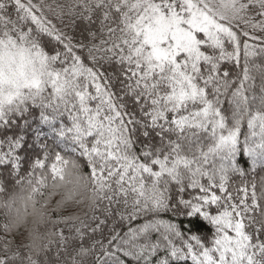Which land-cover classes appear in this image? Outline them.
Returning a JSON list of instances; mask_svg holds the SVG:
<instances>
[{
    "label": "snow or ice",
    "instance_id": "1",
    "mask_svg": "<svg viewBox=\"0 0 264 264\" xmlns=\"http://www.w3.org/2000/svg\"><path fill=\"white\" fill-rule=\"evenodd\" d=\"M0 264H264V0H0Z\"/></svg>",
    "mask_w": 264,
    "mask_h": 264
}]
</instances>
